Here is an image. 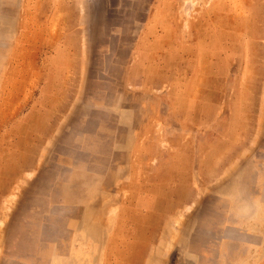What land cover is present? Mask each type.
<instances>
[{"label":"rangeland","instance_id":"1","mask_svg":"<svg viewBox=\"0 0 264 264\" xmlns=\"http://www.w3.org/2000/svg\"><path fill=\"white\" fill-rule=\"evenodd\" d=\"M0 264H264V0H0Z\"/></svg>","mask_w":264,"mask_h":264}]
</instances>
